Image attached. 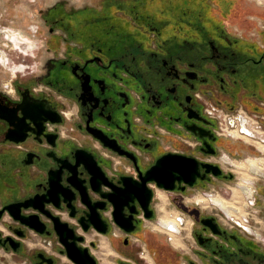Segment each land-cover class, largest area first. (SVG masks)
<instances>
[{
	"label": "flooded vegetation",
	"instance_id": "af4514ba",
	"mask_svg": "<svg viewBox=\"0 0 264 264\" xmlns=\"http://www.w3.org/2000/svg\"><path fill=\"white\" fill-rule=\"evenodd\" d=\"M257 4L97 0L40 14L46 36L37 66L0 83V264H264L260 221L206 196L227 226L199 206L202 198L189 199L235 172L262 181L251 207L264 197ZM10 31L9 42L28 43ZM163 157L168 170L195 163L193 184L159 175L167 191L146 181ZM171 205L186 220L189 249Z\"/></svg>",
	"mask_w": 264,
	"mask_h": 264
},
{
	"label": "rangeland",
	"instance_id": "374dc122",
	"mask_svg": "<svg viewBox=\"0 0 264 264\" xmlns=\"http://www.w3.org/2000/svg\"><path fill=\"white\" fill-rule=\"evenodd\" d=\"M249 2L253 4L257 2L258 4L256 7L261 11H264V0H249ZM57 3L64 4L66 9H77L86 4L93 5L94 3H97V0H0V30L8 28L10 30L20 32L26 37L28 41V43H17L14 45L4 38V34L0 33V83L9 82L11 79L12 70H18V68H22L23 72H17L18 74L16 73L17 75H21L26 74L30 71V69H33L37 66L38 56L41 54L40 51L43 48L46 36V28L43 26L40 14ZM260 24L262 23L260 22ZM29 45H34V47L30 49ZM2 55H6L7 62L5 65H3L1 61ZM214 116L216 117V121L220 126L221 118L219 117V113L216 112ZM248 158H250L248 160H253L251 159L252 156ZM245 162L246 161H243L242 163ZM262 168L264 174V161L262 162ZM235 173L236 178L234 180L230 182H225L218 179L213 180L211 183H208V188L205 191H194L191 192L189 196L191 202L202 198L204 201L200 203L199 206H207L206 210H211L213 213H216L220 217H218L220 221L225 223V225L228 224L227 226H230L231 223L224 218V216L218 211V208L207 203L208 197L206 196H218L224 200L230 199L232 190L236 188L237 185L242 183L241 180H239L240 175L237 172ZM261 183L262 181L255 179L251 184H248L247 187H250L252 192L254 187ZM244 194L246 195V193ZM244 194L243 198L245 202V218L249 219V217L253 216L255 220L260 221L259 223H256L255 226L264 227V197H261V200L259 201V207H251L249 201H247V196ZM170 210L174 211L173 215L175 216L176 210H173L172 205ZM166 211L169 212V210ZM174 219L175 217L171 220ZM237 220L240 222L243 221L239 218ZM179 237L181 242H185L186 249L191 248L193 242L189 235V229H182L180 231Z\"/></svg>",
	"mask_w": 264,
	"mask_h": 264
},
{
	"label": "water",
	"instance_id": "95a60500",
	"mask_svg": "<svg viewBox=\"0 0 264 264\" xmlns=\"http://www.w3.org/2000/svg\"><path fill=\"white\" fill-rule=\"evenodd\" d=\"M167 157H163L159 160H157L156 164L154 167H152L149 172L147 173L146 177L144 178L146 181L150 180H156L159 187L171 191L173 189L172 185L164 184L160 178V176H163L164 178H169L172 181L178 180V182H185L188 183L189 185H192L195 177L198 176L197 172V166L195 163L191 164H182L180 161H174V165H172V168L170 170L166 169V159ZM211 173L214 176H218L221 174V171L219 170L218 167H211V166H206V172Z\"/></svg>",
	"mask_w": 264,
	"mask_h": 264
},
{
	"label": "bare ground",
	"instance_id": "6f19581e",
	"mask_svg": "<svg viewBox=\"0 0 264 264\" xmlns=\"http://www.w3.org/2000/svg\"><path fill=\"white\" fill-rule=\"evenodd\" d=\"M0 33L4 34V36H6L8 39L14 38L13 37L14 33L7 28L0 30ZM245 165L247 167L248 165H250L252 170H254L255 172H258V170L255 167L256 164H254V162L248 161L245 163ZM240 180L243 182L242 189L241 191L237 189H233L232 198L230 200L225 201V200H221L218 198H212V200L214 199L213 202L223 207L224 211L229 213L230 215L236 216L234 213H238L241 217L245 215V210L243 207L245 205L244 198H243V194H244L243 191L246 190V195L245 194L244 195L247 196L248 198L250 196L251 190H250V187L249 188L247 187V185L250 183L251 177L248 176L247 174H242Z\"/></svg>",
	"mask_w": 264,
	"mask_h": 264
},
{
	"label": "built area",
	"instance_id": "2783aa9c",
	"mask_svg": "<svg viewBox=\"0 0 264 264\" xmlns=\"http://www.w3.org/2000/svg\"><path fill=\"white\" fill-rule=\"evenodd\" d=\"M210 200V199H209ZM201 203V202H200ZM210 205H213V204H210ZM214 206V205H213ZM176 216V215H175ZM174 216V217H175ZM175 223H178V225L180 226V228L179 227H168V228H170V230H172L173 231V228L177 231V233L179 234V231H181V229L184 227V225H186V220H185V218L183 217V216H181V215H178L176 218H175ZM171 231V232H172ZM174 232V231H173ZM172 232V233H173Z\"/></svg>",
	"mask_w": 264,
	"mask_h": 264
}]
</instances>
